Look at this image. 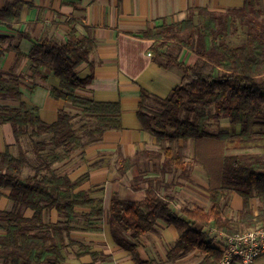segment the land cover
<instances>
[{
    "label": "trees",
    "instance_id": "1",
    "mask_svg": "<svg viewBox=\"0 0 264 264\" xmlns=\"http://www.w3.org/2000/svg\"><path fill=\"white\" fill-rule=\"evenodd\" d=\"M25 5L33 3L6 0L0 21H20ZM141 34L153 40V57L165 67H177L184 82L165 98L142 90L138 118L159 148L123 158L119 172L124 174L135 161L146 170L151 162L156 169L161 164L163 173L191 180L193 168L199 166L207 174L210 206L174 210L170 198L152 185L141 201L121 199L115 193L107 214L112 236L131 251L136 264H159L139 256L137 241L163 220L179 233L169 258L199 250L204 257L197 264H219L223 252L213 245L211 229L233 234L264 224V1L245 0L242 6L223 11L190 7L184 20H164ZM20 37L31 36L22 32ZM95 44L94 38L80 35L73 27L65 42L51 37L35 40L27 55L15 45L14 66L0 69V101H19L17 107L0 102V123L12 124L17 144L15 153L0 151V188L11 189L13 202L12 209L0 210V228L6 232L0 235V264H63L62 251L68 247L75 248L78 256L88 253L90 247L71 235L77 228L73 225L77 208H90L78 225L83 230L97 229L94 221L106 215L103 199H93L82 189L89 173L71 179L54 168L75 151L100 141L106 132L122 129L119 102L96 101L77 92L92 80L93 75L81 78L77 70L85 63L93 65ZM185 49L197 57L194 63L180 59ZM26 57L31 61L30 82L40 76L52 97L77 106L81 114L62 110L56 121L48 123L37 107L23 101L20 78L26 76L17 68ZM45 68L59 78V87L47 83L48 76L42 74ZM223 117L229 119L230 127L216 130ZM26 137L32 139L34 161L23 145ZM232 149L259 151L228 154ZM145 172L133 179L135 189L140 188ZM230 190L243 201L237 218L225 211ZM254 199L259 201L258 210ZM51 208L65 220L45 221L44 213ZM27 209L34 211L32 216L25 215ZM93 256L97 259L102 254Z\"/></svg>",
    "mask_w": 264,
    "mask_h": 264
},
{
    "label": "crops",
    "instance_id": "2",
    "mask_svg": "<svg viewBox=\"0 0 264 264\" xmlns=\"http://www.w3.org/2000/svg\"><path fill=\"white\" fill-rule=\"evenodd\" d=\"M5 1L0 0V11ZM25 1L32 2L33 5L22 8L20 21L14 22L9 18L0 21V69L8 71L14 66L15 45L19 44V49L27 55L35 40L51 37L58 42H65L74 27L80 35L92 37L96 43L91 54L93 65L85 63L77 70L81 78L93 75L90 83L77 90L78 94L96 101L119 102L121 105L122 129L106 132L100 141L91 143L85 150L75 151L71 157L54 166L59 173L68 174L71 179L89 173V179L82 185V189L89 191L93 199H103L106 212V215L94 221L97 229L83 230L78 225L83 222L82 214L89 212L90 208H77L78 215L73 220V225L77 228L71 230V235L74 240L88 245L90 250L78 256L75 248L64 249L63 264H136L131 251L118 245L111 233L107 214L115 193L121 199L141 201L146 196L145 190L152 185L161 195L170 198L174 210L179 211L184 206H202L206 209L210 206L209 193H200V186L208 189L209 185L204 181L205 170L199 166L193 168L191 180L177 178L169 172L163 173L161 164L156 169L151 162L147 164L146 170L140 167V162L135 161V165L124 174L119 172L123 158L134 157L140 150L159 148L156 138L142 129L138 118L142 90L165 98L184 82L177 67H165L149 54L153 40L142 38L141 32L149 25L162 24L164 20H184L190 7L223 11L228 7H240L245 0ZM22 32L29 33L31 37L21 38ZM183 52L185 51L181 52L180 59L184 62L192 64L196 61L197 58L193 57L192 61H186L181 57L182 54H187ZM189 54L193 56L191 52ZM30 65L28 57L19 63L18 73L26 76L20 78V90L23 101L30 107H37L42 120L52 123L58 119L62 110L82 113L80 108L70 102L52 97L49 89L42 85L40 76L33 77V82H30L27 77L32 75ZM42 74L48 76V84L59 87L60 80L52 70L45 68ZM0 102L11 107L19 106L18 100L10 98ZM43 138L48 139L49 136L44 135ZM7 149L15 153L17 144L12 124L4 122L0 123V151L5 152ZM30 159L34 161L32 157ZM144 171L143 180L138 182L140 188L135 189L132 181ZM10 191L9 187L0 188V210L13 208V202L9 198ZM33 213L32 209L25 211L28 217ZM44 220L59 222L65 219L55 208H51L45 211ZM5 233L0 228V235ZM178 239L179 233L174 225L158 220L154 229L138 239L137 251L143 260H156L159 264H197L203 259L204 254L199 250L169 258L168 253ZM93 253L102 256L96 259ZM256 264H264V256L259 257Z\"/></svg>",
    "mask_w": 264,
    "mask_h": 264
},
{
    "label": "built area",
    "instance_id": "3",
    "mask_svg": "<svg viewBox=\"0 0 264 264\" xmlns=\"http://www.w3.org/2000/svg\"><path fill=\"white\" fill-rule=\"evenodd\" d=\"M211 234L219 239L213 243L223 252L219 264H256L264 256V225L233 234L213 228Z\"/></svg>",
    "mask_w": 264,
    "mask_h": 264
},
{
    "label": "rangeland",
    "instance_id": "4",
    "mask_svg": "<svg viewBox=\"0 0 264 264\" xmlns=\"http://www.w3.org/2000/svg\"><path fill=\"white\" fill-rule=\"evenodd\" d=\"M185 52L183 53H187L185 56L184 54L181 55V57H184L186 61H192V57L193 58H197L192 52V55L189 54V50L185 49L183 50ZM189 51V52H187ZM189 56V57H188ZM230 127V123H229V119L226 118V117H223L220 121V126H216L215 129L216 130H219V129H228ZM237 131L240 130V126H237ZM23 145L24 147L26 148L28 154L30 157H32L33 159V150H32V139L29 138V137H26L25 140L23 141ZM191 146L188 148V153L190 154V151H191ZM254 151H259V149H248V150H229L227 151L228 154H231V153H241V152H254ZM203 169V168H202ZM206 177H204V181L206 183V185H209V183L207 182V174L205 175ZM201 180H203V177L200 178ZM208 183V184H207ZM206 186H200V193L202 195H206V192L209 193L208 189H205ZM203 199H206L203 197ZM253 203V207L255 210H258V205H259V201L257 199H254L252 201ZM243 204V201H242V198L240 195L236 194L233 190H230L228 192V198L226 199L225 201V211H226V214L228 217H231V218H237L238 215H239V212H240V208ZM259 225H264V224H259ZM257 227V226H256ZM211 239H213V241H219V239L217 237L213 235H211Z\"/></svg>",
    "mask_w": 264,
    "mask_h": 264
}]
</instances>
